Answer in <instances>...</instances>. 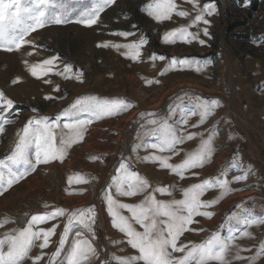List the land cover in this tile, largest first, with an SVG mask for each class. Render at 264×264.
Instances as JSON below:
<instances>
[{
	"label": "rangeland",
	"instance_id": "rangeland-1",
	"mask_svg": "<svg viewBox=\"0 0 264 264\" xmlns=\"http://www.w3.org/2000/svg\"><path fill=\"white\" fill-rule=\"evenodd\" d=\"M99 2L50 0L45 19L62 13L68 22L45 23L25 37L28 43L20 49L0 50V173L5 178L0 185V221L5 222L0 239L24 229L33 215L64 209L63 215L32 225L33 231L57 227L48 247L41 249L42 238L33 237L20 264H33L32 258L42 253L44 259L38 264H48L68 223L71 228L57 264H66L74 240L90 241L96 248L97 256L85 264H119L120 259L139 256L127 237L113 228L103 199L123 162L147 187L133 197L117 196L111 187L122 203L138 204L149 195L157 202L171 203L201 191L200 201L213 202L197 209L212 216L193 214V222L180 235L177 246L187 245L185 252L168 248L172 258L180 259L192 246L207 241L224 264H264V0H250L247 6L245 0H197L201 9L209 2L216 6L215 14H205L208 25H192L197 12L188 0H172L175 11L159 22L148 14L147 6L154 0H114L91 27L75 22ZM37 11L34 0L13 4L9 16H18L19 23H9L7 38L21 36L34 23L30 17ZM179 11L188 15L181 17ZM181 28L196 33L198 40L164 42L166 33ZM127 44L139 45L137 59L131 58L132 50L114 47ZM52 57H57L53 71L45 74L43 69L49 66L43 62ZM65 66H70V73ZM86 96L122 103L114 114L96 119L93 112L78 111L79 98ZM213 100L219 103L209 107L201 122L199 105H211ZM65 111L70 114L62 116ZM42 117L48 118L55 134L59 159L37 164L34 133L36 120ZM166 123L177 143L164 151L153 149V143L161 142L155 130ZM26 127L32 141L25 148L28 162L14 163L9 157L17 151ZM189 134L193 138L184 140ZM195 156L201 159L194 160V166L175 173L152 159L165 158L175 166ZM9 169L16 176L25 174L11 187L6 185ZM239 175L246 179L235 181ZM202 184L203 189L196 187ZM160 188H167V193L161 194ZM91 206L95 222L82 227L75 210ZM133 226L143 231L135 222ZM207 264L219 262L209 257Z\"/></svg>",
	"mask_w": 264,
	"mask_h": 264
},
{
	"label": "snow or ice",
	"instance_id": "snow-or-ice-1",
	"mask_svg": "<svg viewBox=\"0 0 264 264\" xmlns=\"http://www.w3.org/2000/svg\"><path fill=\"white\" fill-rule=\"evenodd\" d=\"M114 0H100L99 3H94V6L87 12L81 13L80 19L76 20V23H80L84 26L91 27L97 23L98 17L101 12L104 11L105 7L111 5ZM189 3L193 5L197 14L195 15L192 25L197 23H203L205 25L210 24V21L205 19V14L211 16L216 12V6L214 2L205 3L203 8H199L197 0H188ZM250 2V0H245V6ZM20 0H0V50L11 51L13 46L16 49H20L22 45L28 43L25 37L32 31H35L39 27H43L45 23H51L60 25L68 22L66 15L62 13L53 14L47 20L45 19L46 13L45 8L50 3V0H34V6L38 9L37 12L31 15L32 23L29 25L24 32L19 37L13 36L11 39L7 38L8 25L9 23H19L18 16H9V8L13 4H19ZM148 14L156 19L158 22L164 19H169L172 12L175 11L176 5L172 0H154V3H150L148 6ZM31 12V9L26 10ZM177 15L185 17L188 15L185 11H179ZM135 27V26H133ZM205 36L210 35L208 28L203 29ZM119 35L127 36L129 33L121 32ZM176 39H180L186 43H191L193 40H198V35L196 33H191L187 28H181L175 31H170L165 34L164 42H172ZM201 45L204 44L203 40L198 41ZM143 43V42H141ZM98 46H108L98 45ZM114 47H125L132 50L131 58L133 60L137 59L140 55L139 45L137 44H127V45H114ZM164 59V57H160ZM57 57H52L43 62V71L45 74L52 72L51 66ZM181 64L184 63L183 60L180 61ZM65 72H71L70 66L64 67ZM55 75H61L60 72H54ZM68 78H72L69 76ZM50 81H46L48 83ZM56 91L59 90L57 87ZM50 99L51 97H45ZM2 99V96H0ZM80 106L78 111L80 112H93L96 114V119L104 116H110L114 114L121 106L122 101L116 99H98L93 96H86L79 98ZM218 101L213 100L211 105L207 102H202L199 107L202 109L201 122H203L204 116L208 114L209 107H214L218 104ZM35 111V110H34ZM70 113L65 111L61 113L62 116H68ZM59 118V117H58ZM2 119V118H0ZM48 118L42 117L36 120L37 128L35 130V147L37 151L35 152V157L37 164L48 163L50 160L59 159L57 156V149L54 146L55 134L50 130L51 126L47 123ZM186 122V121H185ZM32 121H29L28 127L31 126ZM154 123V121H152ZM28 127L25 129V136L22 138L20 145H18L17 151L9 157L13 162H18L20 159H24L27 163V157L25 153V148L32 143L28 139ZM160 133V144L153 143L151 147L153 149L159 148L160 151L169 149L173 144L177 143L176 136L172 132L171 128L166 123L162 125L159 129L155 130ZM193 138V134L187 135L184 140H190ZM209 141H204L203 144L207 145ZM177 154V153H175ZM148 159L147 157L145 158ZM154 160H159L160 166L162 168L170 169L173 173L194 166L193 161L201 159V156L193 157V160L185 159L179 165H171L167 162V159L161 157H152ZM3 166V162L0 161V167ZM117 174L112 177L111 185L105 190L103 199L106 204V211L111 218V223L113 228L117 229L120 233L127 237V243L139 252V256L131 257L130 259H120L119 264H134L135 261H143V264H190L191 261H195V264H207L208 258H214L219 264H224L220 254L213 253L210 251L212 245L207 241L204 244H198L192 246L188 249L185 255L180 259H174L171 256V252L168 248H171L172 252H185L187 245L177 246V241L180 235L187 230V225H190L193 220L191 217L194 215L211 217L212 213L198 211V208L209 207L213 202H207L206 204L199 200L200 193H192L189 199L182 201H172L171 203L157 202L155 197L149 195L145 198V201L138 204H128L122 203L114 198L110 188H115V193L117 196L122 197H133L138 193L145 191L147 185L136 172L129 171L125 163H120L117 168ZM10 178L7 179V187H11L15 182L22 179L25 174L21 173L20 176H16L9 169ZM183 178V176H181ZM246 176L239 175L234 178L235 181L245 180ZM69 182H72V178H69ZM5 183V178L3 173H0V185ZM226 183V182H225ZM205 184H209L205 181ZM205 185H198L196 187L203 189ZM224 186L223 184L221 185ZM5 190H7L5 188ZM161 194L167 193V188L157 189ZM2 194V193H0ZM187 196L188 193L186 192ZM173 205H175V210H173ZM121 210H126L130 215L125 216L122 214ZM187 212V216L181 215L182 212ZM247 211V210H244ZM65 213L64 209L54 210L53 213H48L46 215H33L28 221V226L22 230H15L11 233H6L2 239H0V264H20V262L28 256L29 250L32 245V238L37 239L42 238L40 244L41 249L48 247L50 243V237L55 234V229L57 225H53L51 229L40 228L37 231H33L32 225L41 224L53 217L56 214L63 215ZM75 214L79 215V220L82 227H85L87 223L91 222L94 224L96 218L95 207L91 206L86 209L75 210ZM163 216L167 217V220H157V217ZM133 222L139 225L143 231H137L133 226ZM4 221H0V226H3ZM163 224L164 227L161 228L159 225ZM71 228V223L65 225L64 232L61 233L60 240L58 243V249L56 253H53L48 257V264H57L56 257L60 254V249H62L67 242L69 231ZM167 233L165 237L164 233ZM79 235V234H78ZM248 235H251L250 233ZM7 246V250H4V246ZM223 247V245H222ZM264 251V249H262ZM45 254L33 257V264H38L39 261L44 259ZM97 256L96 248L91 244L90 241H73L72 249L68 257L66 258V264H85L92 257ZM240 259L239 256L236 257ZM107 264V262H103Z\"/></svg>",
	"mask_w": 264,
	"mask_h": 264
},
{
	"label": "bare ground",
	"instance_id": "bare-ground-1",
	"mask_svg": "<svg viewBox=\"0 0 264 264\" xmlns=\"http://www.w3.org/2000/svg\"><path fill=\"white\" fill-rule=\"evenodd\" d=\"M242 128H243V126H242ZM77 229H79V231H81V228H76V230H77Z\"/></svg>",
	"mask_w": 264,
	"mask_h": 264
}]
</instances>
